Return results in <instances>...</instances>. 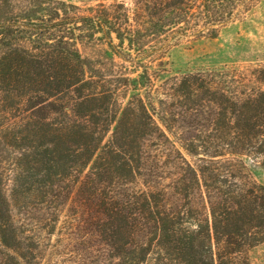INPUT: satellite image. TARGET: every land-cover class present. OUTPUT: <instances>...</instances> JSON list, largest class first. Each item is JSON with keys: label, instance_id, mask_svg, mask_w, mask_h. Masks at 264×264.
Segmentation results:
<instances>
[{"label": "trees", "instance_id": "obj_1", "mask_svg": "<svg viewBox=\"0 0 264 264\" xmlns=\"http://www.w3.org/2000/svg\"><path fill=\"white\" fill-rule=\"evenodd\" d=\"M259 1L137 0L131 14L0 0V138L19 151L9 197L0 169V264H44L64 212L68 240L99 264H252L264 64L163 78L142 63L175 39L216 38ZM95 39L131 64L89 74L81 45Z\"/></svg>", "mask_w": 264, "mask_h": 264}, {"label": "rangeland", "instance_id": "obj_2", "mask_svg": "<svg viewBox=\"0 0 264 264\" xmlns=\"http://www.w3.org/2000/svg\"><path fill=\"white\" fill-rule=\"evenodd\" d=\"M83 8L96 7L98 4L110 5L123 2L130 10L136 8L137 0H65ZM132 19V18H131ZM98 33L96 36H100ZM156 42L151 40L145 45L150 49ZM125 44L121 50H126ZM81 51L89 74H119L122 66L131 64L115 55L102 40L86 41ZM163 63V67L159 63ZM251 63L264 64V0H260L242 19L224 27L216 38L194 40L191 37L175 39L160 55H153L143 60L151 68H161L162 77L178 75L197 68L219 67L225 64L243 65ZM163 68H165L163 70ZM19 151L7 146L0 138V169L4 176V190L9 197L12 178L16 170ZM255 179L264 184V166L258 165L254 170ZM62 215L59 232L53 235L44 234L42 256L44 264H99L97 257L87 256L77 245L68 240L66 229L70 220L67 214ZM31 216L37 220L43 212L32 204ZM252 264H264V243L257 245L248 252Z\"/></svg>", "mask_w": 264, "mask_h": 264}]
</instances>
